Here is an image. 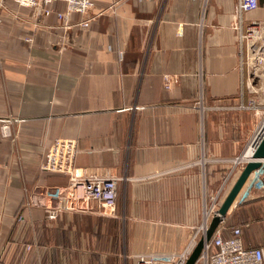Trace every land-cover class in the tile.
Masks as SVG:
<instances>
[{
    "label": "crops",
    "instance_id": "1",
    "mask_svg": "<svg viewBox=\"0 0 264 264\" xmlns=\"http://www.w3.org/2000/svg\"><path fill=\"white\" fill-rule=\"evenodd\" d=\"M237 1L92 0L66 18L61 1L49 15L3 1L0 264H135L139 254L169 264L192 251L211 195L239 174L230 159L261 126L264 93L250 90L239 33L264 25V0L242 16ZM57 138L75 141V166L127 176L113 213L49 220L25 204L36 183L68 182L40 169ZM222 223L264 252V190L235 200Z\"/></svg>",
    "mask_w": 264,
    "mask_h": 264
},
{
    "label": "built area",
    "instance_id": "2",
    "mask_svg": "<svg viewBox=\"0 0 264 264\" xmlns=\"http://www.w3.org/2000/svg\"><path fill=\"white\" fill-rule=\"evenodd\" d=\"M5 0H0V5ZM17 5L33 7L44 15H49L53 10L52 3L61 1L64 3L63 12H55L59 18H66L71 13L87 14L93 6L92 0H10ZM259 0H238L237 11L240 16L256 9ZM83 26H88L89 19L80 21ZM264 25L258 21L249 22L243 31L239 33V39L244 47L243 64L249 73L251 91L264 93ZM257 107V101L252 99L248 105L240 103L244 108ZM264 121V108L261 124ZM6 125H1L4 130ZM252 142V141H251ZM252 151L251 143L245 151L230 159L231 171L236 172L243 168L250 158L247 151ZM77 153L76 143L70 138H57L47 147L40 169L45 172L65 174L68 182L65 185H48L36 183L29 194L31 201L25 204H35L43 207L45 216L49 220L56 219L63 211L82 210L97 213H113L117 201V185L119 180H126L127 176L120 175L118 170L111 167L107 171L98 173L87 167H77L74 164ZM224 179L222 185L211 195L208 208L204 212V222L200 226V237L204 234L207 225L216 213L221 197L225 192ZM253 189L264 190V158L260 166L253 170L235 200L243 201L249 197ZM234 200V201H235ZM18 219H23L18 215ZM222 221L204 243L200 259L204 264H264V252L260 246L245 245L241 236V228L233 227L229 232H224ZM196 241L194 242L195 245ZM193 245V246H194ZM191 250L166 255L169 264H184ZM159 255L139 254L135 264H158Z\"/></svg>",
    "mask_w": 264,
    "mask_h": 264
},
{
    "label": "water",
    "instance_id": "3",
    "mask_svg": "<svg viewBox=\"0 0 264 264\" xmlns=\"http://www.w3.org/2000/svg\"><path fill=\"white\" fill-rule=\"evenodd\" d=\"M251 147L252 151L250 158L240 170L230 189L221 201L216 213L211 217L204 234L199 237L184 264H194L199 259L204 243L211 238L220 222L224 219L250 173L260 166L261 159L264 158V123H262L254 136Z\"/></svg>",
    "mask_w": 264,
    "mask_h": 264
},
{
    "label": "trees",
    "instance_id": "4",
    "mask_svg": "<svg viewBox=\"0 0 264 264\" xmlns=\"http://www.w3.org/2000/svg\"><path fill=\"white\" fill-rule=\"evenodd\" d=\"M233 227H236V226H232L230 229H227L228 232L233 228ZM223 228L226 229V227L223 225Z\"/></svg>",
    "mask_w": 264,
    "mask_h": 264
},
{
    "label": "bare ground",
    "instance_id": "5",
    "mask_svg": "<svg viewBox=\"0 0 264 264\" xmlns=\"http://www.w3.org/2000/svg\"><path fill=\"white\" fill-rule=\"evenodd\" d=\"M262 123H264V121H263ZM261 125H262V124H261ZM260 127H261V126H260ZM250 151H251V149L247 151L248 155L250 154Z\"/></svg>",
    "mask_w": 264,
    "mask_h": 264
},
{
    "label": "rangeland",
    "instance_id": "6",
    "mask_svg": "<svg viewBox=\"0 0 264 264\" xmlns=\"http://www.w3.org/2000/svg\"><path fill=\"white\" fill-rule=\"evenodd\" d=\"M221 201L223 200V197H221V199H220ZM209 205V204H208Z\"/></svg>",
    "mask_w": 264,
    "mask_h": 264
}]
</instances>
